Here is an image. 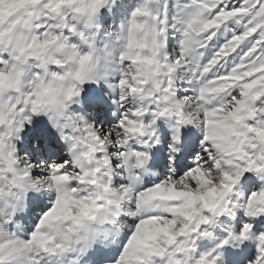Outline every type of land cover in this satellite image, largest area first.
Returning a JSON list of instances; mask_svg holds the SVG:
<instances>
[{
    "label": "snow or ice",
    "instance_id": "obj_1",
    "mask_svg": "<svg viewBox=\"0 0 264 264\" xmlns=\"http://www.w3.org/2000/svg\"><path fill=\"white\" fill-rule=\"evenodd\" d=\"M109 2L0 0V264H78L93 241L109 235L102 226L116 224L126 208L134 211L117 231L124 240L113 264H221L222 252L197 255L195 241L210 238L217 219L235 209L249 222L232 227L217 248L251 241L248 264H264V225L257 227L264 186L243 203L234 200L245 174L264 181V0H191L174 56L167 5L154 7L159 0H142L98 45L93 29ZM179 73L192 96H178ZM100 81L119 91L125 109L107 133L71 109L86 83ZM40 115L70 145L66 164L18 155L20 133ZM161 118L175 120L173 159L189 125L202 130L203 155L182 175L173 171L147 186ZM133 142L145 150H133ZM110 147L118 148L119 163ZM117 169L127 183L114 182ZM30 192L46 196L50 207L21 234L12 225Z\"/></svg>",
    "mask_w": 264,
    "mask_h": 264
},
{
    "label": "rangeland",
    "instance_id": "obj_2",
    "mask_svg": "<svg viewBox=\"0 0 264 264\" xmlns=\"http://www.w3.org/2000/svg\"><path fill=\"white\" fill-rule=\"evenodd\" d=\"M127 1L128 0H110L108 5L100 10L96 21V27L93 29V35L97 44L101 41H103L104 44L107 43L109 34L119 29L121 24L114 20L117 4L124 5ZM185 2L186 3L182 4L179 0H176L177 6L183 8L185 5L189 4L191 0H185ZM165 5H167L168 22L167 50L172 54L179 50L181 24L176 25L173 22V19H177L178 17L175 15L173 17V15L170 14L172 7L170 0H159V3L154 5V7L163 11ZM97 36H100L99 40L97 39ZM212 47L215 48L216 45L214 44ZM112 82L118 83V77H113ZM176 90L180 97L192 96L194 94L192 87L183 79V73H179L177 76ZM118 101L119 91L109 89L104 81H100L99 83H86L83 86L80 102L73 104L71 109L74 113L82 115L85 119H89L97 129H102L107 133L119 124V120L123 116L125 109L119 106L117 103ZM36 118L37 116H34L32 122L25 126L24 130H28V132L26 131L28 136L27 142L23 144L24 142L20 143L18 140L16 141L18 155L23 157L24 160L38 165H50L53 162L66 164V162L71 159L69 155L70 148L68 149L66 147L68 143L64 142L61 136L58 137V135L54 134L55 132H58V130L52 126L49 120L37 124ZM152 118L153 116L151 113L147 114L145 122L150 123ZM174 124L175 120L169 118H161L157 122V130L161 142L155 146L158 154L152 158L151 163L148 165L150 174L144 177L147 186H151L153 182H158L159 179L164 178L173 171H175L177 175H182L185 171H188L191 167L195 166L197 157L203 155V146L201 143L203 140L202 130L195 125H189L183 129L182 142L179 145L180 151L175 155L174 159L172 158L168 143L171 140ZM131 147L133 150H145L138 142H133ZM117 150V147L109 148V152L113 154L114 164L119 163L114 155ZM180 156H183V158H180ZM42 160L44 162L40 163ZM35 172L38 175L47 174L46 171L41 168H37ZM112 179L117 184L128 182L127 174L119 169L113 173ZM261 186H264V181H261L259 176L255 173L245 174V178H242L241 184L238 185L236 189V192L240 193V195L237 196L234 194V200L238 203H243L247 195H250L254 190H259ZM48 207H50L49 199L39 194L36 201L27 205V212L24 217L20 213L16 214L15 222L12 225L13 230L16 228L17 221L22 220L23 223L19 224L23 229L21 234L30 231L34 227V224L38 222V219L43 212L47 211ZM121 220L130 222L131 217L122 215ZM245 222H249V218L244 216L240 209H235L232 214L218 218L216 224L210 229L212 236L210 238H200L195 241L197 255L216 250L222 252L221 264L222 262L223 264H248L249 259H252L255 253V246L251 241L236 245V247L238 246L237 249L239 251L236 254V258L232 256L231 250L227 249L228 246L223 250L217 248V245L232 227L238 228ZM260 225H264V217L259 218L257 227H260ZM123 240L124 236L121 234L116 241L117 244L108 247L105 251L101 250L95 254H90V258L83 257V259L86 262H90L93 257H97L105 262H97L96 264H113L114 259L118 256V253L121 250ZM205 240H210L212 245H206L205 243L208 244L209 242ZM246 243L250 244L249 249L245 248ZM114 249L115 251L112 257H110L108 253H105ZM226 253H228L226 256L227 258L225 257ZM83 259L80 258V260Z\"/></svg>",
    "mask_w": 264,
    "mask_h": 264
},
{
    "label": "bare ground",
    "instance_id": "obj_3",
    "mask_svg": "<svg viewBox=\"0 0 264 264\" xmlns=\"http://www.w3.org/2000/svg\"><path fill=\"white\" fill-rule=\"evenodd\" d=\"M37 124H41L43 121H48L49 119H48V117L46 116V115H40V116H37ZM25 129V128H24ZM23 129V131L20 133V136H19V139H18V141L20 142V143H22V142H24L23 144H25L26 142H27V140H28V136H27V133H26V131L28 132V130H24ZM54 134H56V135H58V137H60L61 136V134H60V132L58 131V132H55ZM57 137V136H56ZM65 142V141H64ZM66 146H68L69 148H70V145H66ZM150 154H151V156H152V158H154L155 156H156V154H158V151H157V148L156 147H154L153 149H151L150 150ZM180 158H183V156H180ZM39 159V158H38ZM36 160H37V158H36ZM29 162V161H28ZM38 162V161H37ZM42 162H44L43 160L40 162V163H42ZM47 162V161H46ZM38 193H35V192H30L29 194H28V197H27V201H26V203H27V205H29V204H32L34 201H36L37 200V197H38ZM45 198H47L46 196H45ZM23 217L25 216V214L26 213H20ZM205 241H207V242H209L208 244L207 243H205L206 245H212V242L210 241V240H205ZM114 244H117V242H115V243H113L112 245H110V246H96L94 249H92V250H90L86 255H84L83 257L84 258H87V257H89L90 256V254H95V253H97L98 251H101V250H104L105 251V249H107L108 247H111V246H113ZM205 245V246H206ZM245 248L246 249H249L250 248V244L249 243H246L245 244ZM238 246L236 247V246H228V248L227 249H229V250H231V254H232V256L234 257V258H236V254L239 252L238 251ZM245 250V249H244ZM114 251H115V249L114 250H112V251H108V252H105V253H108L109 255H110V257H112L113 256V254H114ZM230 253V252H229ZM228 255V253H226L225 254V257ZM231 256V257H232ZM90 258V257H89ZM227 258V257H226ZM87 260V259H86ZM97 262H105V261H101L100 259H98L97 257L95 258V257H93L92 258V261H90V262H86L84 259L83 260H80L79 259V262H78V264H96ZM235 264V263H234Z\"/></svg>",
    "mask_w": 264,
    "mask_h": 264
},
{
    "label": "clouds",
    "instance_id": "obj_4",
    "mask_svg": "<svg viewBox=\"0 0 264 264\" xmlns=\"http://www.w3.org/2000/svg\"><path fill=\"white\" fill-rule=\"evenodd\" d=\"M175 54H176L175 52L172 53L173 56H174ZM220 99H222V98H216V97H213V100H214V101H217V102H218ZM69 155H71V150H70V152H69ZM21 159H23V157H21ZM151 160H152V156H151V154H149V159H148L147 162H146V166H147V168H148L149 171H150V169H149L148 165L151 163ZM130 211H134V209L126 208L125 211H124V213H123V215L128 216V212H130ZM26 212H27V203H26L25 208H24L23 210L19 211L18 213H26ZM21 223H23L22 220H18V221H17V224H21ZM125 223H127L126 220L122 221V220L120 219L116 224H106V225H103V226H102V230L108 232L109 235H108L107 237H105V236H103V235L99 236L95 241H93V243H92V247L87 251V253H88L90 250L94 249V248H95L96 246H98V245H99V246H110V245H112L113 243H115V242L119 239V236L117 235V231H118V230L121 228V226H122L123 224H125ZM87 253H86V254H87ZM86 254H85V255H86ZM81 259H83V257H82ZM222 264H223V262H222Z\"/></svg>",
    "mask_w": 264,
    "mask_h": 264
},
{
    "label": "trees",
    "instance_id": "obj_5",
    "mask_svg": "<svg viewBox=\"0 0 264 264\" xmlns=\"http://www.w3.org/2000/svg\"><path fill=\"white\" fill-rule=\"evenodd\" d=\"M180 3L184 4L186 3L185 0H179ZM141 2L140 1H135V0H128L126 4L122 5V4H117V10H116V16L115 19L116 22H118L119 24L124 23L130 16L131 11ZM171 3V10H170V14L178 17L177 19H173V22L176 25H180V17L182 16V10L183 7L177 6L176 4V0H170ZM97 39H100V36H97ZM104 42L101 41L98 45H103Z\"/></svg>",
    "mask_w": 264,
    "mask_h": 264
}]
</instances>
